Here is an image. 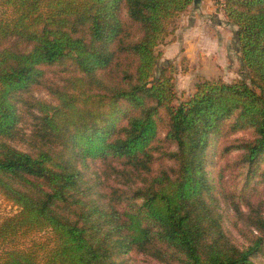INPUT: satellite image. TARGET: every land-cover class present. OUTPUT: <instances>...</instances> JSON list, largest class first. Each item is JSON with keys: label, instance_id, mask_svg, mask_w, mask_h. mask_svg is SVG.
Returning a JSON list of instances; mask_svg holds the SVG:
<instances>
[{"label": "trees", "instance_id": "trees-1", "mask_svg": "<svg viewBox=\"0 0 264 264\" xmlns=\"http://www.w3.org/2000/svg\"><path fill=\"white\" fill-rule=\"evenodd\" d=\"M199 2L0 0V192L18 208L0 222V264H127L128 253L256 264L264 214L249 195L243 208L217 193L208 161L216 141L259 176L264 0L222 6L251 82L202 79L175 105L172 77H155L157 49ZM53 67L67 68L62 82L46 78ZM35 86L52 100L25 98ZM220 202L250 233L243 245L227 236Z\"/></svg>", "mask_w": 264, "mask_h": 264}, {"label": "rangeland", "instance_id": "rangeland-1", "mask_svg": "<svg viewBox=\"0 0 264 264\" xmlns=\"http://www.w3.org/2000/svg\"><path fill=\"white\" fill-rule=\"evenodd\" d=\"M224 2L225 0H200L198 4L192 5L179 15L173 33L167 38L166 43L157 49L160 58L155 77L160 76L163 71L172 77L177 94L175 105L191 96L195 92V84L202 79H222L228 83L243 79L248 83L251 82V75L241 62L240 47L236 37L237 27L223 13L226 18L224 23L227 26L224 27L225 30L220 29L217 24L221 19L216 13H203V9L207 6L221 10ZM173 46L176 47L170 50ZM66 69L65 67H53L48 70L46 78L55 84L62 82L60 78ZM25 98L30 102L52 100L43 86L31 88L25 94ZM28 128L29 125L25 126L24 132ZM243 136L247 135L240 133L234 137ZM220 148L222 150L223 145L215 141L209 149L208 161L209 175L218 185L217 193L220 190H226L231 198L242 203L243 208L246 206L244 196L249 195L252 204L264 214V160L256 166L259 176L249 180V168L239 162L240 153L235 151L221 156ZM97 168L95 163H91L88 174L94 176ZM17 212L18 208L0 192V222ZM217 212L222 216L223 228L231 241L238 245L247 242L251 236L250 233L247 230L241 231L242 223L232 218V212L224 205V202H220ZM45 235L41 233L34 237L41 239ZM121 260L127 264L157 263L151 258L135 253L122 255ZM253 260L256 264H264V250L257 253Z\"/></svg>", "mask_w": 264, "mask_h": 264}, {"label": "crops", "instance_id": "crops-1", "mask_svg": "<svg viewBox=\"0 0 264 264\" xmlns=\"http://www.w3.org/2000/svg\"><path fill=\"white\" fill-rule=\"evenodd\" d=\"M195 5V4H194ZM208 5V4H207ZM206 9V10H205ZM205 9H203V13H206V14H213V13H216V15H218V17H219V19H221L219 22H218V24H217V26L220 28V29H223V30H225L224 29V27L225 26H227L226 25V23H224V19L226 20V18H225V16L223 15V10L221 9V10H218V9H214L212 6H207ZM219 11H220V13H219ZM176 46H173L172 48H170V50L171 49H173V48H175Z\"/></svg>", "mask_w": 264, "mask_h": 264}, {"label": "water", "instance_id": "water-1", "mask_svg": "<svg viewBox=\"0 0 264 264\" xmlns=\"http://www.w3.org/2000/svg\"><path fill=\"white\" fill-rule=\"evenodd\" d=\"M197 2L199 1V0H196Z\"/></svg>", "mask_w": 264, "mask_h": 264}]
</instances>
